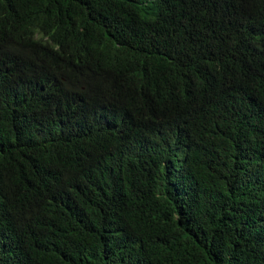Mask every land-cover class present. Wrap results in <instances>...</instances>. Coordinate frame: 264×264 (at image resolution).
Here are the masks:
<instances>
[{"label": "trees", "instance_id": "trees-1", "mask_svg": "<svg viewBox=\"0 0 264 264\" xmlns=\"http://www.w3.org/2000/svg\"><path fill=\"white\" fill-rule=\"evenodd\" d=\"M0 264H264V0H0Z\"/></svg>", "mask_w": 264, "mask_h": 264}]
</instances>
